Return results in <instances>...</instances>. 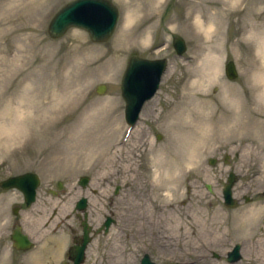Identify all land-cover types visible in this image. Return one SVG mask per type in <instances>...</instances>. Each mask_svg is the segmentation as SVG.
Returning a JSON list of instances; mask_svg holds the SVG:
<instances>
[{"label":"rangeland","instance_id":"rangeland-1","mask_svg":"<svg viewBox=\"0 0 264 264\" xmlns=\"http://www.w3.org/2000/svg\"><path fill=\"white\" fill-rule=\"evenodd\" d=\"M67 1L0 0V180L26 170L41 179L39 200L30 207L19 189L0 186V264H60L65 231L75 221L50 224L56 233L26 250L12 246L11 228L40 212L43 201L56 208L65 201L66 212L81 195L88 197L93 225L111 209L117 217L107 235L91 242L83 264H139L144 251L160 264H264V110H258L264 102L254 91L260 81L254 72L264 58V0H111L117 23L100 42L79 27L49 36V19ZM128 12L132 21L124 27ZM175 35L185 40L182 53L172 44ZM130 54L168 59L159 88L131 128L120 90ZM228 59L236 66L233 79L225 74ZM207 65L214 74L201 78ZM200 81L202 89L192 87ZM98 83L105 84L103 92L96 91ZM231 90L243 100V137L205 152L167 193L150 156L184 148L178 138L186 131L180 129L186 113L174 117V110L186 101L225 100L222 92ZM253 109L259 114L251 115ZM46 118L57 123L41 125ZM230 169L237 174L235 206L222 196ZM82 174L90 177L86 187L77 182ZM58 179L63 186L54 195L47 188L56 189ZM127 217L132 228L125 226ZM138 228L143 236L136 241ZM236 241L242 256L230 262L226 253Z\"/></svg>","mask_w":264,"mask_h":264},{"label":"water","instance_id":"water-1","mask_svg":"<svg viewBox=\"0 0 264 264\" xmlns=\"http://www.w3.org/2000/svg\"><path fill=\"white\" fill-rule=\"evenodd\" d=\"M118 18V8L111 0H68L61 5L51 16L47 25V32L50 37H61L68 28L79 27L86 30L89 37L93 41H105L114 31ZM172 43L177 53H182L186 49V43L183 37L180 35L173 36ZM167 58H147L137 54H130L127 58L125 69L121 76L120 90L121 95L125 100L124 115L127 122L133 124L139 116V112L143 106V103L153 96L162 77L163 72L167 68ZM224 70L228 78L233 79L237 75L235 63L232 59H228L224 65ZM105 89L104 83H98L96 85V91L103 92ZM159 139L160 133L156 134ZM215 157H210L209 162L213 164ZM226 160V159H225ZM237 179V174L231 170L227 175L226 181L222 187V196L224 202L228 206H235L237 198L233 195V184ZM39 176L32 171H24L21 173L7 176L0 180V186L2 188H17L24 196V200L27 204H30L36 196V189L39 184ZM89 177L85 174L81 175L78 182L85 186L88 183ZM63 183L58 181L56 189H51L53 193L57 189H61ZM208 189H211L210 185H206ZM118 187L116 186L115 192ZM249 197L245 196V200ZM87 197L85 195L80 196L76 201V208L83 212L84 220V239L82 246L79 248L78 256L75 257L73 263L67 261L62 264H80L83 261V248L88 241V228H90L87 222ZM16 213V209H14ZM110 220L105 221V231L108 229ZM98 231V230H97ZM12 245L17 249H28L32 241L28 235L21 230L20 225H16L12 228L10 233ZM215 255H217L215 253ZM241 258L239 250V244L236 243L226 253V259L230 262L236 261ZM140 264H160L152 260L148 253L140 259Z\"/></svg>","mask_w":264,"mask_h":264},{"label":"bare ground","instance_id":"bare-ground-1","mask_svg":"<svg viewBox=\"0 0 264 264\" xmlns=\"http://www.w3.org/2000/svg\"><path fill=\"white\" fill-rule=\"evenodd\" d=\"M131 12H128V14L126 15L124 27L127 24H129L128 22L130 20L132 21L133 14H131ZM152 13H155V11H151L150 13L144 14V17L147 18V15H152ZM260 15L261 14H258V16ZM141 21L142 20L139 19V21H137L134 24L137 23L139 24V22ZM208 27L209 28L211 27L210 24ZM207 30L208 29H206V32L209 33ZM150 33L151 32L149 31L147 32V34ZM126 36L128 37V35ZM260 41L259 42L262 48H260L261 50L259 48L258 49H259V53L261 52L262 54L261 55L262 58L264 57V39L263 40L260 39ZM210 56L211 55H208L209 60L210 58L212 59V57ZM261 58H260V62H261ZM262 60L263 62H261L259 66L257 65L258 70L254 72L255 73L254 76H257V78L260 79L259 82L254 83V91L257 95H259V98L264 102V58ZM167 68L165 69L164 73L167 71ZM214 70L212 66L206 67V69L202 72L201 78L204 77L211 78V76L214 74ZM216 74L217 72L215 73V75ZM192 87L193 88L197 87L200 90L203 88V85L200 81L197 86L193 85ZM27 91L28 94H30L31 88H28ZM5 93L6 92L3 91L2 94L3 97H5L6 95ZM222 94L226 95L224 96L225 100H221V99L219 100V98L209 97L210 100L208 101H203V102L201 101L199 103L197 102L196 104L194 103L192 105L188 101H186V102H182L181 106L177 107L174 110L176 112V115H174V117L178 116L180 113L182 114L186 113L184 114L183 117L184 121L181 123L180 126L181 131L184 129L186 131L183 132L184 134H180V137L178 138V140L180 141V143H182L181 145H183L184 148L181 150H171V151L165 150L162 152L161 150L152 151L154 153L152 156H150V160L155 166L154 176L159 180L160 185L166 188L167 193L172 194V191H174L177 188V185L183 180L182 176L199 164L205 152L214 149L216 145L223 143L225 140L234 142L237 139L243 137L242 134L238 132L239 128L242 125L241 107L243 104V100L241 99V96L238 95L237 92H235V90H231L230 92L224 91L222 92ZM210 101L211 104L210 106H208L207 103H209ZM204 107L208 108V110L205 111ZM258 110L263 111L264 107H261ZM258 110L253 109L250 112L251 115H255L257 113L259 114ZM23 119L24 118H20L19 120L21 121ZM52 123L55 124L57 123V121H53L46 118V120H44L43 123L40 124L50 125ZM102 145H103L102 142L99 141L100 148L102 147ZM99 155H101V153H99ZM247 216H252V214H249Z\"/></svg>","mask_w":264,"mask_h":264},{"label":"flooded vegetation","instance_id":"flooded-vegetation-1","mask_svg":"<svg viewBox=\"0 0 264 264\" xmlns=\"http://www.w3.org/2000/svg\"><path fill=\"white\" fill-rule=\"evenodd\" d=\"M78 179H79V177H78ZM58 181H61V180L58 179L56 181V184ZM78 184H79V182H78ZM80 186L83 187L82 185H80ZM84 187H86V186H84ZM50 189H53V188L48 187L47 188L48 192H50ZM57 192H58V190L53 194L56 195ZM94 192H95V190H94ZM50 193H52V192H50ZM114 193H117V192H115V189H114ZM249 198H251V197H249ZM37 200H39L38 196H36L35 200L30 205H27L25 203L24 199L22 201H23L24 206L30 207L33 203H36ZM76 201H77V199L73 203H71V205L68 208L69 211H66V212H62V210L67 207L65 201L60 202L58 208L51 207L50 205L46 204L45 201H43V203H41L38 207L40 212H36L37 215L27 213L28 219H26V221L19 220V222L17 219V221L14 222V225L12 228H14L17 224H20L21 229L25 233H27L28 237L31 239V241H32L31 247H32L35 245L36 240L42 239V238L46 237L47 235L48 236L54 235L56 233V229H54L52 231V228L49 227L50 224H56L57 225L59 223H65L66 221H68V222L69 221H75V226H68V230L65 231L66 232L65 236L68 237L69 241H68L65 249L63 250V258H62L60 264H62L65 261H67L69 263H73L75 257L78 256L79 248L82 246V241L84 239V227L82 224L83 220H84V216H83V213L76 208ZM13 208H15L16 211H18L21 207H20V204H18V205H14ZM112 211H113V209H111L108 213H104L103 217L100 218V220L98 221V223L96 225H93L91 223V221L89 219L90 215L87 212L86 220L90 225V228H88L89 230H88V234H87V236L89 238H88V241L86 242V244L83 248V253H82L83 254V261L80 264L84 263L86 256L88 254V251L90 250L91 242L93 240H95L96 237L99 238V235H102V236L107 235L111 225L115 224L117 222V217L114 215V213ZM15 215L17 216V218L19 217L18 212H16ZM107 219L110 220V225H109L108 229L105 231V227H106L105 221ZM141 221H142V219L140 218L139 222L141 223ZM132 224H133L132 219L130 217H127V221L125 222V226H127L128 228H130V227L132 228V226H133ZM12 228H11V230H12ZM138 230H139V228L134 230V232L132 233V236H133L134 240H136V241L141 240V238L143 236L142 229L140 228L139 233H138ZM94 244L98 245V240H96V243H94Z\"/></svg>","mask_w":264,"mask_h":264}]
</instances>
